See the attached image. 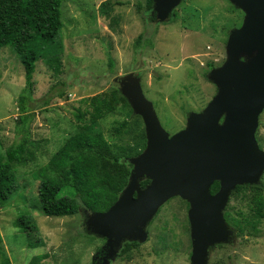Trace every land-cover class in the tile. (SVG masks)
Masks as SVG:
<instances>
[{
	"label": "rangeland",
	"instance_id": "obj_1",
	"mask_svg": "<svg viewBox=\"0 0 264 264\" xmlns=\"http://www.w3.org/2000/svg\"><path fill=\"white\" fill-rule=\"evenodd\" d=\"M102 1L62 0L63 26L47 56L35 63L33 100L26 102L32 114L28 127L33 157L14 167V190L0 204L1 248L9 264H198L191 259L187 198L169 196L142 226L143 241L124 236L108 245V237L94 230L84 207L71 216L44 215L38 208V186L45 177L64 183L62 169L53 164L55 152L66 137L93 121L114 152L129 154L123 160L133 168L132 159L144 151L147 137L141 115L125 94L132 85L152 102L168 135L186 128L191 113L203 112L219 92L212 72L227 63L228 37L243 25L246 13L230 0H180L160 19L154 6L137 7L145 0H109L110 20L99 13ZM49 57L60 61L58 74L47 64ZM249 58L242 52L236 59ZM23 86L21 61L13 48L1 46L0 154L19 139L18 95ZM62 89V97L54 95ZM51 95L47 102H34ZM255 138L264 149V108ZM146 178H138L139 187ZM249 186L260 187L264 197V169L255 181L229 189L220 208L226 237L206 243L200 264H264V217L256 229L245 222L253 216ZM20 215L32 217L37 230L22 232L15 226ZM234 218L241 230L231 222ZM134 242L130 251L120 253Z\"/></svg>",
	"mask_w": 264,
	"mask_h": 264
},
{
	"label": "water",
	"instance_id": "obj_2",
	"mask_svg": "<svg viewBox=\"0 0 264 264\" xmlns=\"http://www.w3.org/2000/svg\"><path fill=\"white\" fill-rule=\"evenodd\" d=\"M230 1L246 18L230 32L227 63L212 72L219 92L203 112L191 113L186 128L168 135L140 87L126 89L144 122L147 146L132 159L129 181L118 199L106 211L91 213L94 230L108 237V245L124 236L143 241L148 218L169 196L179 195L191 201V259L200 264L206 243L226 237L220 208L229 189L255 181L264 169V149L255 138L264 108V0ZM179 2L154 0L157 17L163 19ZM242 52L250 56L246 62L236 59ZM142 175L150 180L143 188L137 181ZM214 181L221 185L211 195Z\"/></svg>",
	"mask_w": 264,
	"mask_h": 264
},
{
	"label": "trees",
	"instance_id": "obj_3",
	"mask_svg": "<svg viewBox=\"0 0 264 264\" xmlns=\"http://www.w3.org/2000/svg\"><path fill=\"white\" fill-rule=\"evenodd\" d=\"M109 0L102 1L98 10L105 18L111 20L112 6ZM62 0H0V47L9 45L24 68V86L18 95L20 115L17 117L19 139L11 143L4 154H0V204L14 190V167L25 164L32 159L30 129L28 124L32 114L28 113L26 102L32 101L34 89L33 73L35 63L40 56H47L48 47L58 35L62 22ZM154 0H145V5L137 3L139 9H152ZM138 35L137 39H140ZM49 67L58 74L61 63L56 57L46 59ZM110 65L113 61L110 59ZM65 90H58L55 96L62 97ZM47 96L34 102H47ZM129 156L123 151L114 152L98 128L97 122H91L83 130L76 131L65 138L55 152L53 164L62 169L64 183L52 177L42 178L38 186V208L47 216H71L79 212L81 207L90 213L106 211L119 197L131 175V166L123 158ZM150 180L140 181L145 187ZM245 185V184H243ZM219 187L215 181L210 190L215 192ZM236 188H242L237 185ZM249 207L252 218L245 220L253 229L264 217V197L260 187L249 186ZM217 192V191H216ZM247 195V193H246ZM226 220H230L225 213ZM233 221V222H232ZM237 228L239 220H231ZM22 232L37 230L32 217L20 215L15 221ZM0 254L3 264H9V259L1 248ZM135 242L126 243L120 253L130 251ZM32 245H42L34 242ZM93 264H96L95 261Z\"/></svg>",
	"mask_w": 264,
	"mask_h": 264
},
{
	"label": "flooded vegetation",
	"instance_id": "obj_4",
	"mask_svg": "<svg viewBox=\"0 0 264 264\" xmlns=\"http://www.w3.org/2000/svg\"><path fill=\"white\" fill-rule=\"evenodd\" d=\"M215 182V181H214ZM213 182V183H214ZM212 183V184H213ZM218 183H219V181H218ZM212 184L210 185V187H209V193L211 194V195H213V194H215L216 193V191H218V189L215 191V192H211V190H210V188H211V186H212ZM219 186H220V183H219ZM141 187V186H140ZM143 188V187H142ZM219 188V187H218ZM105 253V251H104V249H101V254H104ZM98 257H101L102 259H103V255H100V256H98ZM94 262V261H93ZM102 262H103V260H102ZM96 263V262H95Z\"/></svg>",
	"mask_w": 264,
	"mask_h": 264
}]
</instances>
